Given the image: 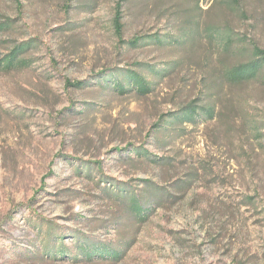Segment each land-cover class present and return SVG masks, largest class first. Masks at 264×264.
I'll use <instances>...</instances> for the list:
<instances>
[{"label": "rangeland", "instance_id": "rangeland-1", "mask_svg": "<svg viewBox=\"0 0 264 264\" xmlns=\"http://www.w3.org/2000/svg\"><path fill=\"white\" fill-rule=\"evenodd\" d=\"M116 1L0 0V58L32 42L0 68V264H264V68L227 79L264 49V0H129L120 38ZM138 63L145 96L67 85ZM190 103L212 117L173 118ZM116 182L153 187L145 220ZM74 233L122 256L87 259Z\"/></svg>", "mask_w": 264, "mask_h": 264}, {"label": "trees", "instance_id": "trees-1", "mask_svg": "<svg viewBox=\"0 0 264 264\" xmlns=\"http://www.w3.org/2000/svg\"><path fill=\"white\" fill-rule=\"evenodd\" d=\"M128 1L129 0H117L114 7L112 24L115 34L119 38L122 36L124 28L123 5ZM11 22V19L0 21V29H7L10 27ZM139 41L140 38L136 36L132 40L128 41V43L131 46H137ZM31 47L32 42L30 40L16 44L9 53L0 58V68L4 70H10L16 67L27 66V61L25 59H20L19 55L23 54ZM135 65L137 68H110L100 72L99 74L93 75V78L82 79L76 82H67V85L76 88H84L92 83H96L98 85L109 86L113 91L120 94L133 91L138 95L145 96L153 90L152 83L147 78V71L145 70V68H150V66L147 64H143V66L141 63ZM263 68L264 49L253 44L251 47V58L245 62H240L232 66L227 71V79L233 83L249 81L256 78L262 72ZM199 109L202 112H199ZM201 113H204L208 117H212L213 115L212 110L201 108L196 106L194 103H190L175 112L173 118L178 119V121L181 123L187 122L194 124L200 118ZM130 150L138 157H150V153L144 148H133ZM114 186L116 191L119 192L117 195L128 203L130 211L135 218L143 221L153 211L155 205L153 198H151L153 187L150 184L145 186V191L141 190L144 193L136 192L130 187H127L124 183L116 182ZM152 195L155 196V194ZM47 234L48 242L46 245H48L50 241L52 242L55 240L54 243H56V239H60V233H54L50 230ZM74 237L77 240L82 238V236L80 237L78 233H74ZM82 239V243L80 241L77 246L80 248L82 256L87 259H92V257L97 256L102 259L111 258L113 260H117L122 256V251L109 245H105L100 242H89L86 238ZM62 246L63 243L59 241V253L66 252ZM48 250L49 249H45L47 253Z\"/></svg>", "mask_w": 264, "mask_h": 264}]
</instances>
